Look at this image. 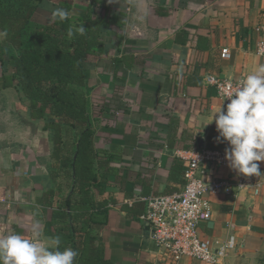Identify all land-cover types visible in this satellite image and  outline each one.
<instances>
[{
	"label": "crops",
	"instance_id": "0c3cea01",
	"mask_svg": "<svg viewBox=\"0 0 264 264\" xmlns=\"http://www.w3.org/2000/svg\"><path fill=\"white\" fill-rule=\"evenodd\" d=\"M70 1L76 14L90 2ZM101 1L105 7L96 10L111 21L101 35L103 52L88 54L86 61L94 145L111 148L113 159L101 193L92 190L106 207L95 211L92 229L113 264H173L146 235L142 198L181 190L193 150L228 147L217 142L214 121L205 125L224 104L204 76L237 81L264 65L255 53L254 31L264 22V0ZM50 15L40 7L34 12L40 22ZM222 48L229 49L228 59ZM45 119L30 116L16 80L0 88V236H30L38 222L51 237L59 227L55 213L68 196L70 170L52 157ZM257 163L264 178V162ZM206 172L205 179L232 182L240 175L227 162L207 163ZM206 197L212 217L200 225L201 236L236 238L219 264H264V185L257 195L247 188ZM178 264L209 263L185 257Z\"/></svg>",
	"mask_w": 264,
	"mask_h": 264
},
{
	"label": "trees",
	"instance_id": "16d2710c",
	"mask_svg": "<svg viewBox=\"0 0 264 264\" xmlns=\"http://www.w3.org/2000/svg\"><path fill=\"white\" fill-rule=\"evenodd\" d=\"M47 2L0 0V30L6 28L9 33L0 43V88L10 87L16 80L30 116L46 117L44 129L51 136L52 157L70 170L68 196L55 213L59 227L54 236L61 237V250L71 245L78 252L75 264H113L104 257L103 243L92 229L98 217L95 211L103 213L106 208L96 202L92 190H103L113 157L111 148L105 151L94 145L95 119L90 112L92 89L86 61L88 54L103 52L101 35L111 18L97 12L96 6L105 7L101 0L79 6L81 12L77 14L70 0ZM39 7L50 14L55 8H63L69 17L63 22H51L50 17L40 22L34 18ZM73 24L82 25L85 34L69 38L67 30Z\"/></svg>",
	"mask_w": 264,
	"mask_h": 264
},
{
	"label": "built area",
	"instance_id": "2783aa9c",
	"mask_svg": "<svg viewBox=\"0 0 264 264\" xmlns=\"http://www.w3.org/2000/svg\"><path fill=\"white\" fill-rule=\"evenodd\" d=\"M254 31L258 34L255 53L264 57V22L256 25ZM220 55L228 59L229 49L222 48ZM239 80L241 79L232 81L211 74L204 76L205 83L216 88L224 106L229 102L227 99L224 100L229 85L234 88ZM224 156L225 149L193 150L184 170L185 181L181 190L142 198L145 209L139 217L146 229V235L161 255L173 264H178L185 257L209 264H219L237 245L233 233L222 242L201 236L200 225L212 217L211 204L206 194L231 193L234 190L248 188L257 195L264 185V178L262 175L240 174L235 182L218 177L205 179L206 164L223 165L227 162Z\"/></svg>",
	"mask_w": 264,
	"mask_h": 264
},
{
	"label": "clouds",
	"instance_id": "9594fccd",
	"mask_svg": "<svg viewBox=\"0 0 264 264\" xmlns=\"http://www.w3.org/2000/svg\"><path fill=\"white\" fill-rule=\"evenodd\" d=\"M68 17L69 12L59 7L50 15L54 23ZM75 34L83 36L85 28L70 25L67 36L72 38ZM8 35L6 28L0 30V43ZM225 99L229 101L226 106L220 105L205 125L214 121L217 142L228 145L224 159L230 169L244 176H260L257 162H264V65L239 80L234 88L229 85ZM77 256L78 252L71 247L61 250L60 236L45 237L38 222L30 236H0V264H75Z\"/></svg>",
	"mask_w": 264,
	"mask_h": 264
}]
</instances>
